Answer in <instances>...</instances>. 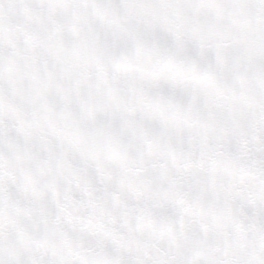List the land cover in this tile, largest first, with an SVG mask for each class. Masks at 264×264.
Listing matches in <instances>:
<instances>
[{
	"label": "water",
	"instance_id": "obj_1",
	"mask_svg": "<svg viewBox=\"0 0 264 264\" xmlns=\"http://www.w3.org/2000/svg\"><path fill=\"white\" fill-rule=\"evenodd\" d=\"M0 203L122 264H264V0H0Z\"/></svg>",
	"mask_w": 264,
	"mask_h": 264
}]
</instances>
